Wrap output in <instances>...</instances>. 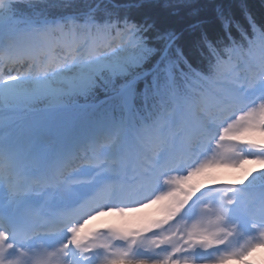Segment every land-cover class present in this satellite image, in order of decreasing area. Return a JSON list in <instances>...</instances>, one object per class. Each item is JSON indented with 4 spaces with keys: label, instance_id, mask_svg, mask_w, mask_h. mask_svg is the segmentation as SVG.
<instances>
[{
    "label": "snow or ice",
    "instance_id": "obj_1",
    "mask_svg": "<svg viewBox=\"0 0 264 264\" xmlns=\"http://www.w3.org/2000/svg\"><path fill=\"white\" fill-rule=\"evenodd\" d=\"M249 163V0H0V264L242 262L264 248V167L215 172Z\"/></svg>",
    "mask_w": 264,
    "mask_h": 264
},
{
    "label": "rangeland",
    "instance_id": "obj_2",
    "mask_svg": "<svg viewBox=\"0 0 264 264\" xmlns=\"http://www.w3.org/2000/svg\"><path fill=\"white\" fill-rule=\"evenodd\" d=\"M264 167L261 165L256 164H245L241 169H233V168H221L217 169L215 172V176L219 179L228 180L230 182L235 183L239 177L243 174V169H252V168H259ZM158 214V206H152L150 208H146L142 211L141 215H152L156 216ZM102 217V218H101ZM99 219L101 221H97L96 224L104 225L105 222L110 221L112 222L118 217L112 215H105L101 216ZM229 264H264V248L256 249L252 252L244 261H230Z\"/></svg>",
    "mask_w": 264,
    "mask_h": 264
},
{
    "label": "trees",
    "instance_id": "obj_3",
    "mask_svg": "<svg viewBox=\"0 0 264 264\" xmlns=\"http://www.w3.org/2000/svg\"><path fill=\"white\" fill-rule=\"evenodd\" d=\"M249 5L257 17L264 13V3L261 0H249Z\"/></svg>",
    "mask_w": 264,
    "mask_h": 264
},
{
    "label": "bare ground",
    "instance_id": "obj_4",
    "mask_svg": "<svg viewBox=\"0 0 264 264\" xmlns=\"http://www.w3.org/2000/svg\"><path fill=\"white\" fill-rule=\"evenodd\" d=\"M92 224H93L92 222H89V224L86 225V229H85V231H95L96 228H94V227L92 226ZM117 224H118V223H116V224L113 223L112 225H117Z\"/></svg>",
    "mask_w": 264,
    "mask_h": 264
}]
</instances>
